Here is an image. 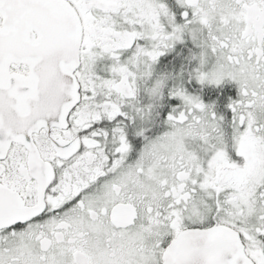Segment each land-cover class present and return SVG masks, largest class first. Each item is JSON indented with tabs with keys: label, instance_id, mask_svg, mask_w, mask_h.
Returning <instances> with one entry per match:
<instances>
[{
	"label": "snow or ice",
	"instance_id": "6c2138e0",
	"mask_svg": "<svg viewBox=\"0 0 264 264\" xmlns=\"http://www.w3.org/2000/svg\"><path fill=\"white\" fill-rule=\"evenodd\" d=\"M0 264H264V0H0Z\"/></svg>",
	"mask_w": 264,
	"mask_h": 264
}]
</instances>
